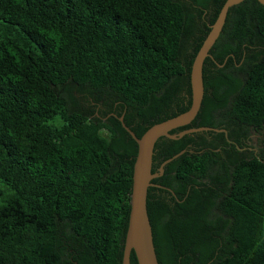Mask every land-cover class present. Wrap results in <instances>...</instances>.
<instances>
[{"label":"trees","instance_id":"obj_1","mask_svg":"<svg viewBox=\"0 0 264 264\" xmlns=\"http://www.w3.org/2000/svg\"><path fill=\"white\" fill-rule=\"evenodd\" d=\"M225 1L0 0V264H122L137 144L119 118L140 138L189 109L192 63ZM183 82L188 105L162 115L164 95ZM203 84L200 127L232 122L259 135L258 153L235 162L224 193L204 189L192 214L152 203L148 188L158 262L264 264L258 0L229 8ZM161 142L159 162L180 152L160 137L152 162ZM215 155L182 153L151 183L204 188L228 168Z\"/></svg>","mask_w":264,"mask_h":264},{"label":"water","instance_id":"obj_2","mask_svg":"<svg viewBox=\"0 0 264 264\" xmlns=\"http://www.w3.org/2000/svg\"><path fill=\"white\" fill-rule=\"evenodd\" d=\"M241 1L242 0L225 1L216 21L210 26V31L193 60L190 72L191 105L186 112L152 125L140 138L124 124L122 117L119 118L124 129L137 144V155L133 165L130 211L123 246L122 264H131L130 256L132 252L136 257L137 264H159L147 211L148 188L152 186L151 180L156 177V175L152 173L154 144L160 137L176 138L170 135L169 132L188 125L197 116L204 95V60L209 56V51L223 29L229 8ZM258 2L264 5V0H258ZM210 130H214V128L202 127L185 130L181 132L179 136L197 131ZM180 154L181 153H178L167 159L162 166L171 162Z\"/></svg>","mask_w":264,"mask_h":264},{"label":"flooded vegetation","instance_id":"obj_3","mask_svg":"<svg viewBox=\"0 0 264 264\" xmlns=\"http://www.w3.org/2000/svg\"><path fill=\"white\" fill-rule=\"evenodd\" d=\"M244 54L245 51L243 56ZM242 60L243 58H241V61ZM187 105V86L185 82L179 83L176 87H172L169 93L164 95V98L161 100V113L162 115L172 114L173 112H178ZM109 116L110 114L106 115L103 119H106ZM195 118L188 125L169 132L170 135L176 137L173 138V140L178 141L180 146L179 153H187L189 156L193 155V153H199V155L204 154L205 152L216 153L218 155H215L214 157L218 158L219 156L224 162H226L228 168L224 170L222 177L214 178L211 183L203 184L202 187L204 188H200L195 184L193 189H191L190 185L185 187V183L180 187L175 181H173L175 189H171L170 187L158 183H152L151 188L153 192L150 194L151 202L159 205L169 204L174 213L181 211L182 213L192 214L195 209L201 211L209 198L204 189L208 190L210 187L213 188L215 195L224 193L225 188H227V186L230 187L231 185L232 167L235 162L239 159H248L251 156H256L258 153L259 135L254 133L246 135L244 131L240 130V128L232 122L228 125L222 124L220 128L216 127L214 130L197 131L179 136V134L185 130L202 128L200 127L202 119L195 120ZM162 150L163 144L161 142L157 145L154 152L152 169L154 170L156 177L152 180L157 179L163 173L162 170L165 165H162L164 162H159V153ZM226 182L229 183L227 184ZM187 199L188 202L186 203ZM182 205L189 207L187 211L183 209ZM166 218L167 217L164 214L159 215V220L162 222H164Z\"/></svg>","mask_w":264,"mask_h":264},{"label":"rangeland","instance_id":"obj_4","mask_svg":"<svg viewBox=\"0 0 264 264\" xmlns=\"http://www.w3.org/2000/svg\"><path fill=\"white\" fill-rule=\"evenodd\" d=\"M76 96L80 97V95L75 94ZM80 99V98H79ZM0 190L3 191L4 195L8 193L6 186L0 182ZM1 199V196H0Z\"/></svg>","mask_w":264,"mask_h":264}]
</instances>
